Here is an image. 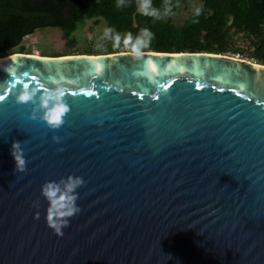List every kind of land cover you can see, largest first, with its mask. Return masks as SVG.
Here are the masks:
<instances>
[{
    "label": "water",
    "instance_id": "obj_1",
    "mask_svg": "<svg viewBox=\"0 0 264 264\" xmlns=\"http://www.w3.org/2000/svg\"><path fill=\"white\" fill-rule=\"evenodd\" d=\"M49 75L69 86L58 128L15 99ZM2 81L0 264H264V63L17 51L0 57ZM70 172L86 181L81 210L57 234L40 189Z\"/></svg>",
    "mask_w": 264,
    "mask_h": 264
},
{
    "label": "trees",
    "instance_id": "obj_2",
    "mask_svg": "<svg viewBox=\"0 0 264 264\" xmlns=\"http://www.w3.org/2000/svg\"><path fill=\"white\" fill-rule=\"evenodd\" d=\"M194 1L171 0L173 14L156 19L137 12V0H125L123 7H117V0H0V55L16 52L10 50L39 27L58 26L70 36L80 22L92 19L94 24L105 20L122 35L129 30L136 34L142 26L150 27L155 36L146 50L223 54L231 50L243 55L249 53L253 60L264 63V0H202L183 23H176L173 15ZM152 3L162 6L164 0H152ZM196 6L202 7L198 17L194 14ZM234 33L249 38L248 52L234 44ZM104 39L109 48L98 49L90 45L79 53L114 52L112 41ZM74 41L71 37L70 46H74ZM20 52L28 51L21 49Z\"/></svg>",
    "mask_w": 264,
    "mask_h": 264
},
{
    "label": "clouds",
    "instance_id": "obj_3",
    "mask_svg": "<svg viewBox=\"0 0 264 264\" xmlns=\"http://www.w3.org/2000/svg\"><path fill=\"white\" fill-rule=\"evenodd\" d=\"M124 4L125 0H117V7H123ZM173 9L174 5L171 0H164L162 6L154 5L152 0H137L136 4L137 12L156 19L172 15ZM201 11L202 7L196 6L195 16L198 17ZM103 36L112 41L114 48L119 47L122 43L133 57L140 58L151 45L155 33L150 27L142 26L136 34L129 30L122 35L119 31L114 30L113 26L108 25L103 29ZM47 81L50 83H45L42 89L21 84L15 92V99L18 102L32 101L34 104L32 116L35 118L38 115L49 127L58 128L64 124L66 114L71 110V104L66 99L69 86L56 75H49ZM2 84L3 81L0 82V85ZM38 92L39 96L37 97ZM53 139L59 140L60 137L54 134ZM23 144L24 141L16 139L11 145L10 151L15 160L16 171H23L27 168L26 150ZM85 182L83 175L70 172L66 176H60L58 179H46L42 183L40 191L48 202L45 214L46 222L57 234H63V229L71 223L70 218L81 210L78 203L80 198L78 189ZM36 203L38 206V202ZM36 215L38 216L39 212Z\"/></svg>",
    "mask_w": 264,
    "mask_h": 264
},
{
    "label": "rangeland",
    "instance_id": "obj_4",
    "mask_svg": "<svg viewBox=\"0 0 264 264\" xmlns=\"http://www.w3.org/2000/svg\"><path fill=\"white\" fill-rule=\"evenodd\" d=\"M200 3H202V0H195L187 6H183L180 11L173 15V20L178 24L183 23L193 7ZM105 26H108L105 20H101L100 23L94 24L92 19H86L79 23L70 36H67L58 26L39 27L31 34L26 35L21 44L11 49L10 52H17L21 49H25L30 53L40 55L58 52L79 53L87 49L90 45L98 49H106L109 48V45L103 36V29ZM71 37L75 40L74 46H70L69 40ZM233 42L236 46L245 48L247 52L251 44L249 38L242 35L237 36L236 33L233 34ZM111 50L125 51L128 49L121 44L117 48H111ZM226 54L237 55L236 52L231 50L227 51ZM241 56L247 59L251 58L249 53H245L244 55L241 54Z\"/></svg>",
    "mask_w": 264,
    "mask_h": 264
},
{
    "label": "built area",
    "instance_id": "obj_5",
    "mask_svg": "<svg viewBox=\"0 0 264 264\" xmlns=\"http://www.w3.org/2000/svg\"><path fill=\"white\" fill-rule=\"evenodd\" d=\"M236 56L242 57L240 53H237V55H236ZM251 60H253V58H252Z\"/></svg>",
    "mask_w": 264,
    "mask_h": 264
},
{
    "label": "bare ground",
    "instance_id": "obj_6",
    "mask_svg": "<svg viewBox=\"0 0 264 264\" xmlns=\"http://www.w3.org/2000/svg\"><path fill=\"white\" fill-rule=\"evenodd\" d=\"M14 53V52H13ZM10 54V53H9ZM34 54V53H33ZM37 55H40V54H37ZM2 55H0V57H1Z\"/></svg>",
    "mask_w": 264,
    "mask_h": 264
},
{
    "label": "snow or ice",
    "instance_id": "obj_7",
    "mask_svg": "<svg viewBox=\"0 0 264 264\" xmlns=\"http://www.w3.org/2000/svg\"><path fill=\"white\" fill-rule=\"evenodd\" d=\"M153 67H155V65H153Z\"/></svg>",
    "mask_w": 264,
    "mask_h": 264
}]
</instances>
